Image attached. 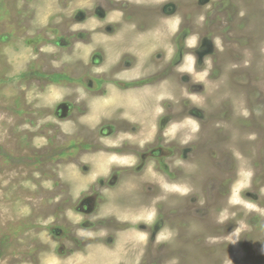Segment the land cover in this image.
<instances>
[{"label":"rangeland","instance_id":"rangeland-1","mask_svg":"<svg viewBox=\"0 0 264 264\" xmlns=\"http://www.w3.org/2000/svg\"><path fill=\"white\" fill-rule=\"evenodd\" d=\"M179 1L180 11L190 10L194 31L189 48L193 53L202 48L211 56L190 54L175 76L153 78L141 69L147 63L143 56L162 41L154 40L152 49L151 43H143L149 50L140 53L141 64L121 76L139 87L92 99L85 122L101 125L109 111L112 115L123 109V116L138 127L123 139L145 147L159 139L173 144L178 147L174 164L179 170L187 166L185 176L171 180L152 163L142 177L128 176L139 184L104 194L113 204L128 187L135 192L151 185L160 189L158 195L145 193L143 203L149 206L140 211L143 216L122 212V221L129 225L125 235L137 239L134 248L139 250L148 246V233L139 225L150 226L158 204L179 205L176 213L183 229L164 231L157 238L168 245L163 255H174L165 264H264V0ZM102 2L0 0V264H84L79 255L61 260L60 248H68L69 239L86 236L76 232L75 237L73 226L62 220L68 215L80 229L76 201L89 196L91 184L108 175L107 166L117 158L109 150L121 140H97L99 151L93 157L100 167L88 177L70 166L60 168L65 140L59 138L58 120L52 114L56 103L69 94L58 90L64 77L79 79L72 85L83 87L95 55H105L107 45L116 43L109 41L104 24H96L101 22L96 8ZM164 21L177 26L180 15ZM92 31L99 33L85 46L80 36L86 38ZM117 60L108 54L105 68ZM40 87H48L47 94L32 111ZM166 118L168 124L159 128ZM63 127L67 132L73 128ZM125 154L132 163L134 152ZM64 183H71V189L62 188ZM117 209L110 205L102 210ZM61 228L67 229L66 235H57ZM113 252L117 259L122 246L115 245Z\"/></svg>","mask_w":264,"mask_h":264},{"label":"flooded vegetation","instance_id":"flooded-vegetation-1","mask_svg":"<svg viewBox=\"0 0 264 264\" xmlns=\"http://www.w3.org/2000/svg\"><path fill=\"white\" fill-rule=\"evenodd\" d=\"M102 1L101 6L96 8L98 17H101V22H97L96 24H104L105 27L102 26V28H106L111 35L109 41L113 40L116 43L107 45L105 55L100 53L95 55L96 57L93 59L92 64L93 68L89 69V71L86 70L87 73L90 72V76L94 79H90V76H88L84 80L85 85L83 87L72 85L75 82L78 83L79 79H74L75 81H73L64 77V81L61 80L62 84L58 87V90L64 92L68 90L69 94L64 95L56 103L52 114L58 120L56 125L60 131L59 138L65 140V145L60 153L59 167L70 166L76 168L82 176L88 177L100 167V163L95 161L93 157V153L99 151V149L95 148L98 144L97 140L115 138L121 140V143L118 144V147H115L114 144L111 145L114 149L111 148L109 153L117 155V158L107 166L106 171L108 175L99 177L96 182L91 184L93 188L91 187L92 193L89 196H81L76 201L77 207L75 205V209L78 213L74 215L77 218L79 216L81 219L79 223L80 229H77V223H71L70 220L72 219L68 218V215L62 220L63 222L67 221L69 226H73L75 237L76 232L79 235L86 232V236L78 240L75 238L69 239L67 242V245L69 244L68 248L65 246L60 248V257L62 261H69L71 259L74 260L76 255H79L82 257L84 264H103L105 262L108 263L107 261L110 259V264H114L115 262L116 264H165L166 260L171 259L174 255L172 252L163 255L165 250H168V245L166 243H158L157 238L164 231L170 233L171 230L178 231V229H183L184 226L181 223L179 225L178 214L176 213L180 209L179 205L172 202L160 203L157 205L156 213H154L156 214V218H154L150 226L139 225L140 230L148 233L147 248L139 250L134 248V245L139 243L137 239L131 240L125 235L129 225L122 221V217L124 216L122 212L130 211L134 215L138 212L141 213V210L149 206L143 203L145 193H151L153 196L155 194L158 195L161 193L160 189L151 185L145 190L142 187V191L136 188L135 192L134 190L128 191L131 188L128 187L127 190H123L118 194L119 197L114 199L116 201L111 202L113 204H108L109 201L104 192L105 190L114 191L113 189L116 190V187L119 188L121 186L126 188L125 185L132 183L139 184L140 182L137 180L133 182H131L132 180L128 181L129 177L134 179L139 177L131 175L142 177L144 171L152 163L159 169V172H162L171 180L178 176L184 177L187 166L182 165L179 170V166L177 167L174 164L178 147H175L173 144L167 145L161 139L146 147L145 145H133L128 141V138L123 139L127 133L138 131V127L135 126L136 121H128V118L123 116V109L116 112L113 110L112 115L109 111V115L107 113L108 116L101 120V125L96 124V126H91L85 122V118L90 114L89 109L92 99L108 97L111 91L112 93L116 91L125 94L126 91L139 87L138 84H132L130 81L122 79L121 76L125 74L124 72L128 68L141 64L140 53L148 49L143 43H151L149 48L152 49L154 40L158 38L162 41L160 47H153V52L151 51L152 53L148 56L142 55L147 59V63L141 66V69L151 74L153 78L165 77L164 80L175 76L172 74L176 72L178 65L184 63L185 58L190 56V54H195L199 58L211 55L208 54L209 51L204 52L202 48H200L201 50H197L198 52L196 53H193L189 48L187 41L194 31L189 15L190 10L184 9L185 11H180L181 1L179 0ZM115 14H120V17L118 19L117 17H113ZM110 15L112 16L111 20L103 22ZM176 15H180L179 25L173 26L164 21ZM77 22V24L83 23L81 21ZM98 33L94 34L92 31L88 37L85 38L81 35L80 39L85 41V46L92 45V35H98ZM157 34L159 37H157ZM111 53L117 56L118 60L110 62L107 68H105L107 55ZM61 88L64 90H61ZM40 89L42 91L38 95V99L33 102L34 106L33 104L31 105L32 111L35 110L36 104L40 103L39 99L47 94L45 90L48 87H40ZM117 107H114V109L116 110ZM163 121V123L158 125L161 129L168 124L169 118ZM69 124L73 128L67 129L69 130L67 132L63 126ZM128 150L132 151V153L134 152L132 163L129 160L131 156L125 154ZM109 157L112 158L111 155ZM70 184L64 183L62 188L70 190L72 186ZM71 202H74V200L71 199ZM98 202H100L99 209ZM110 205L118 207L116 213H105V210H102L109 208ZM90 217H95L96 220L91 222ZM54 232L56 233V231ZM100 233L102 235H99ZM66 234L67 229L65 228H61L57 232V235L60 236ZM93 235L96 236V239ZM103 235L105 238L104 240L102 239L103 241L100 240L102 237H97ZM98 243H101L100 246L103 245L104 247H99L91 253L87 251L89 246L98 245ZM118 244L122 246V252L117 254L116 259L113 256L115 254L113 251L114 246ZM132 248L134 250L130 251ZM153 248L155 251H153ZM104 255L107 256L106 259L103 258Z\"/></svg>","mask_w":264,"mask_h":264},{"label":"bare ground","instance_id":"bare-ground-1","mask_svg":"<svg viewBox=\"0 0 264 264\" xmlns=\"http://www.w3.org/2000/svg\"><path fill=\"white\" fill-rule=\"evenodd\" d=\"M132 97V99L134 100L135 99V97L134 96H131ZM115 103H117V104H119V105H123V103L122 102H115ZM124 106V105H123ZM127 187V186H126ZM142 212V211H141ZM142 214V213H141ZM139 212L136 214V215H141ZM141 216H143V215H141ZM145 216H147V215H145ZM144 218V217H143ZM117 256V255H116ZM115 257V256H114Z\"/></svg>","mask_w":264,"mask_h":264}]
</instances>
